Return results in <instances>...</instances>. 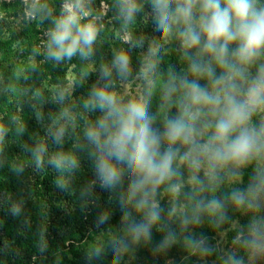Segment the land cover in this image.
<instances>
[{"label":"rangeland","instance_id":"1","mask_svg":"<svg viewBox=\"0 0 264 264\" xmlns=\"http://www.w3.org/2000/svg\"><path fill=\"white\" fill-rule=\"evenodd\" d=\"M155 2L82 0L89 15L80 23L92 22L96 37L105 45L98 59L88 56L79 66L76 56L72 61L48 56L55 22L62 17L64 5L75 0H0L3 39L13 43L10 57L0 52V140L7 142L4 166L15 180L7 198L21 212L8 227L10 248L0 246V264H264V187L246 196L241 191L255 159L258 174L264 171V146L243 163L215 162L201 151L204 145L219 144L213 138L216 123L224 116L225 93L239 101L247 99L249 88L264 71V49L250 63H243L236 55L240 42H230L221 65L216 53L204 48L207 37L200 29L199 2L185 20L177 8L171 10L179 2L184 6L185 0H169L167 33L160 26ZM254 2L257 8L264 7V0ZM131 3L137 11L129 20L126 9ZM225 6L221 0V7ZM188 28L200 35L199 44H184ZM31 31L34 42L27 48L17 35L26 37ZM119 50L126 53L134 76L116 81L109 73L119 65L112 61ZM51 63L54 67L47 68ZM106 80L111 86L105 92L115 93L117 106L133 100L146 104L150 129L160 133L156 160L171 151L172 174L154 192L149 184L146 197L143 192L133 197L130 173L118 168L128 158L109 156L104 145L96 153L86 131L73 146L75 199L59 216L45 186L44 169L49 162L26 160L29 152L24 142H32L23 134L32 121L36 128L62 129L66 124L62 111L69 100L76 101L77 93L90 100L103 91ZM194 85L219 95L220 104L193 102ZM176 120L185 123L187 140H169L168 123ZM246 126L264 132V105L253 112ZM116 127L115 117L106 119L97 141L105 142ZM31 132L26 135L34 136ZM236 135L238 131L229 141ZM261 141L264 144V136ZM105 160L118 172V180L111 184L101 178L99 165ZM237 194L242 201H237ZM103 196H108V202H95ZM218 196L216 207L212 202ZM228 205L231 212L218 221ZM138 211L148 218L143 224L147 231L137 238L133 229ZM152 212L158 213V219H152ZM1 237L0 233V241Z\"/></svg>","mask_w":264,"mask_h":264},{"label":"clouds","instance_id":"2","mask_svg":"<svg viewBox=\"0 0 264 264\" xmlns=\"http://www.w3.org/2000/svg\"><path fill=\"white\" fill-rule=\"evenodd\" d=\"M168 2L169 0H156L155 2V7L160 13L159 23L165 33L169 31ZM198 2L202 13L200 29L207 37L204 48L206 51L216 53L219 64L225 63L224 56L230 42H240L236 55L243 63H250L264 49V7L257 8L254 0H225V7H221V0H185L184 6L177 7V12L188 20L191 18L193 7ZM135 11H137V5L129 4L126 9L129 20L132 19ZM27 14L31 16L32 12ZM88 15L89 13L83 10L82 0H75V4L66 3L64 5V13L55 22V28L50 33L48 56L59 61L63 57L71 58L77 50L82 56H86L88 53L85 52V47L89 52L91 51L98 30L92 22L83 25L80 23V20ZM199 42L200 35L192 28H188L184 33V44L192 47ZM117 62L121 73L126 72L128 57L120 54ZM96 95L99 99V107L102 109L107 107L109 114L115 117L117 125L116 130L107 136L104 147L108 155H115L117 160H123L125 156H128L129 163L134 164L143 174L141 179L131 185V196L135 197L138 192H143L146 197L149 184L153 186L152 191L154 192L155 186L162 184L172 174L173 153L166 152L159 161L156 160L157 137L150 129L146 104L142 100H133L126 106L120 107L117 106L115 93L100 91ZM223 99L225 102L224 116L216 123V134L213 138L219 144L215 147L204 145L201 151L209 159L219 163L246 162L253 152H259L264 146L261 141L264 132L257 133L255 129L246 126L253 112L264 105V71L249 88L247 99L239 101L230 92L225 93ZM192 100L197 104L219 105L221 97L209 95L194 85ZM186 131L188 129L182 120L169 121L167 132L169 140L175 142L181 137L187 140ZM237 131L238 135L229 141L230 135ZM96 135L98 133L91 131L88 133L89 138H94ZM129 145L132 147L130 155ZM54 163L57 167L60 166L59 161ZM192 163L195 164L196 161L193 160ZM99 169L105 184L118 180L117 170L106 160L101 161ZM235 198L237 201L243 199L239 194ZM140 203L142 205L144 200L142 199ZM212 204L219 206L216 201ZM151 215L153 220L158 219V213L152 212ZM146 231L144 226H137L133 229L137 238Z\"/></svg>","mask_w":264,"mask_h":264},{"label":"trees","instance_id":"3","mask_svg":"<svg viewBox=\"0 0 264 264\" xmlns=\"http://www.w3.org/2000/svg\"><path fill=\"white\" fill-rule=\"evenodd\" d=\"M180 3V2H179ZM179 3L174 4L171 10L177 8ZM33 31H31L26 37L23 35H17V37L24 38V45L28 48L34 42V35ZM5 37V31L3 27H0V52L3 54L4 58L10 57L12 54V47L13 43L7 42L8 39H3ZM14 37V36H13ZM15 38V37H14ZM104 43L96 37V40L91 46V51L89 52L87 47H85V52L88 54L86 56H82L80 51L77 52L71 57L67 59L73 60L76 56L77 64L82 66L84 61L87 59L88 56L98 59L102 53V48L104 47ZM112 52V51H111ZM120 54L126 55L122 50L114 51L112 61L116 64L117 57ZM47 68L54 67L53 63L46 66ZM131 70V69H130ZM127 69L126 72L121 73L119 65L115 66L112 72L109 74L112 78L118 81L120 78H132L134 76L131 71ZM109 81L112 79L108 78ZM111 86V83L107 80L103 82V91L107 90ZM84 90V89H82ZM110 93V92H109ZM92 96V95H91ZM89 96L85 95L80 98L79 94L77 93L76 101L69 100L66 107L62 111V115L66 118L65 126L62 129L53 128L47 129L43 127L42 129L36 128L37 123L32 121L30 123L29 131L23 134V137L29 139L31 145H28V141L24 142L25 152H29V155L24 157L27 161H34L38 162L42 165V160H46L49 162L45 170L46 178H45V186L50 192L51 202L54 203V207L56 208L58 215H61V211L66 208L65 206L67 203L74 200V193L77 191L76 186L77 182L74 177V171L71 168L74 167L73 165V146L75 142L79 140L81 133L91 131L93 133H98V135L94 136V138H89L92 143V149L95 150L96 153L103 149V141H97L99 139L101 130L103 129L102 125L106 122V119L112 117L109 114V109L107 107L101 108L99 107V99L97 95H94L90 100L88 99ZM49 117L53 118V115L50 114ZM48 117V118H49ZM50 119V118H49ZM30 130L31 134L34 136L26 135L29 134ZM60 130V133L58 132ZM156 137H159V131L151 130ZM39 138H42V141H39ZM41 140V139H40ZM97 141V142H96ZM7 142L0 140V228L2 234L0 246L10 248V244L7 240L8 232L11 234V231H8L9 225H13L12 221L18 215H20V209L14 207L11 198L8 197V192L14 190V174L12 171L4 166V155H5V147ZM21 152V151H20ZM42 152V154H41ZM132 152V147L129 145L128 153L129 155ZM128 156H125V158ZM44 158V159H43ZM55 161L60 162V166L57 167L54 163ZM258 167V159H255L252 165L249 168V174L246 177L245 184L241 187V191L243 196H246L249 193H255L258 190L264 187V171L260 174L257 172ZM121 170L124 171L126 175L130 176L131 182H136L142 178V173L135 167L134 164H130L129 160L126 161L123 165L120 164L119 167ZM120 175V174H119ZM152 187H149V190ZM148 191V187L146 189ZM82 191V189H81ZM217 193L220 195L222 190L219 188ZM84 197V195H83ZM220 197H216V202H218ZM95 202H108V196L95 198ZM232 210V205H228L223 212V218L218 219V221L222 222V220L228 216V214ZM147 215L142 211H138L135 215V224L134 228L137 226H143V224L147 220ZM13 230V227L11 228ZM168 236H174L171 233H166Z\"/></svg>","mask_w":264,"mask_h":264}]
</instances>
